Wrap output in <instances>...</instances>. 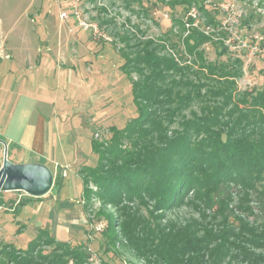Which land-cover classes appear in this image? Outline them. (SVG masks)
Masks as SVG:
<instances>
[{
  "label": "trees",
  "instance_id": "1",
  "mask_svg": "<svg viewBox=\"0 0 264 264\" xmlns=\"http://www.w3.org/2000/svg\"><path fill=\"white\" fill-rule=\"evenodd\" d=\"M161 1L184 7L171 30L176 35L178 26L180 40L169 44L162 36L130 46V37H121L136 47L123 49V67L130 76L132 68L137 71L132 94L139 114L123 129L112 127L106 146L92 140L100 161L81 170L86 200L91 178L102 202L119 212L116 225L108 215L100 232L107 255L102 264H117L110 253L120 236L145 264H264V88L239 90L240 60L239 66L207 59L206 43L223 45L221 56L228 49L207 30L218 24L207 6ZM194 4L206 12L208 24H195L192 14L185 18ZM124 138L130 145L124 146ZM184 206L199 216L164 223L160 213ZM70 253L74 264L86 262L79 250Z\"/></svg>",
  "mask_w": 264,
  "mask_h": 264
},
{
  "label": "rangeland",
  "instance_id": "2",
  "mask_svg": "<svg viewBox=\"0 0 264 264\" xmlns=\"http://www.w3.org/2000/svg\"><path fill=\"white\" fill-rule=\"evenodd\" d=\"M199 2L218 20L217 26L209 25L207 30L228 48L221 56L218 51L223 45L206 43L203 48L207 59L232 65H239L240 60L239 90L263 89L264 4L260 0ZM72 4L73 0H0V132L15 133L10 126L13 113L29 100H38L39 106L58 114L71 137L73 130L78 132L80 154L86 158V162H77L70 174H79L80 189L71 195L74 210L60 214L66 220L62 224L52 225L54 222L51 224L49 219L51 193L32 196L20 190L0 192V264H50L57 256L62 257L63 264H74L70 253L73 249L80 251L84 264H102L107 255L101 248L100 232L107 226L108 215L116 225L119 212L114 205L102 202L96 194L99 188L91 178L87 184L91 197L86 200L81 170L100 161L92 140L106 146L114 133L112 127L123 129L139 114L132 94V78L138 76L137 71L132 68L130 76L123 67V49L127 52L136 47L127 46L121 37L128 35L130 46L140 40L158 41L162 36L169 44L180 40L178 26L174 29L176 35L171 30L174 18L185 13L181 5L172 8L161 0H82V18L89 24L85 27L72 16L60 18L61 12L70 10ZM189 14L196 19L195 24H208L206 12L198 4L185 18ZM177 48L181 50L178 44ZM21 60L37 61L38 69L22 71L16 67ZM184 113L190 114L189 109ZM0 141L4 144L0 146L1 169L5 151L11 161L17 152L8 140ZM122 142L130 145L128 138ZM56 175L58 183L52 189L65 180L60 168L54 172L55 178ZM251 204L258 206L256 202ZM134 205L148 216L147 208L138 207L137 202ZM160 214L164 223L185 222L199 216L190 206ZM230 220H234L233 216ZM59 227L63 232L59 233ZM112 249L110 256L117 264H145L122 236Z\"/></svg>",
  "mask_w": 264,
  "mask_h": 264
},
{
  "label": "crops",
  "instance_id": "3",
  "mask_svg": "<svg viewBox=\"0 0 264 264\" xmlns=\"http://www.w3.org/2000/svg\"><path fill=\"white\" fill-rule=\"evenodd\" d=\"M36 65L37 61L21 60L16 67L22 68V71L28 69L36 71L38 69ZM12 117L10 126H13L15 133L9 135L0 132V138L11 142L17 152L11 157L12 161L42 162L49 165L53 172L60 168L64 172L63 176L67 178L63 177L65 180L61 186L51 189L49 193L53 196L49 197L50 205L47 208L51 224L53 222L52 225L58 222L62 224L66 220L60 214L74 210L71 209L75 205L71 195L80 189V178L77 176L79 174H70L76 168L77 162H86L84 155L80 154L78 132L73 130L74 135L71 137L70 129L61 124L58 114L44 109L43 105L39 106L38 100H29L19 106ZM76 127L78 129L79 124L76 123ZM2 144L0 141V146ZM58 229L59 233L63 232L61 227Z\"/></svg>",
  "mask_w": 264,
  "mask_h": 264
},
{
  "label": "water",
  "instance_id": "4",
  "mask_svg": "<svg viewBox=\"0 0 264 264\" xmlns=\"http://www.w3.org/2000/svg\"><path fill=\"white\" fill-rule=\"evenodd\" d=\"M54 172L42 162L14 163L5 151L0 169V192L20 190L32 196H43L54 185Z\"/></svg>",
  "mask_w": 264,
  "mask_h": 264
},
{
  "label": "built area",
  "instance_id": "5",
  "mask_svg": "<svg viewBox=\"0 0 264 264\" xmlns=\"http://www.w3.org/2000/svg\"><path fill=\"white\" fill-rule=\"evenodd\" d=\"M82 0H73V4L70 6V10H64L60 14L61 19H66L72 16L76 21L80 23V25H84L85 27H88V23L85 22L82 18V12H81V4Z\"/></svg>",
  "mask_w": 264,
  "mask_h": 264
}]
</instances>
